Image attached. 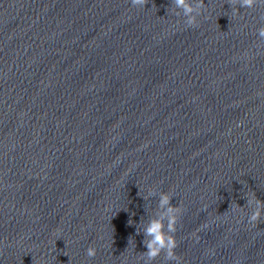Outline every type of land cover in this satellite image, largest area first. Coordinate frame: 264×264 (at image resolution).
<instances>
[{"label":"water","instance_id":"95a60500","mask_svg":"<svg viewBox=\"0 0 264 264\" xmlns=\"http://www.w3.org/2000/svg\"><path fill=\"white\" fill-rule=\"evenodd\" d=\"M200 5L0 0V264H176L164 195L181 264H264V0Z\"/></svg>","mask_w":264,"mask_h":264},{"label":"clouds","instance_id":"9594fccd","mask_svg":"<svg viewBox=\"0 0 264 264\" xmlns=\"http://www.w3.org/2000/svg\"><path fill=\"white\" fill-rule=\"evenodd\" d=\"M149 0H131V3L135 7H142L148 4ZM176 8L182 9L184 15L186 17H190L188 20V24L194 25L195 20L191 18V13L193 12V7L190 6V0H173ZM259 3V0H240V6L244 8H254ZM203 5V0H201V5ZM258 35L261 38H264V28H260L258 30ZM161 207L168 206V212L171 214L175 211V215H171L169 219V223L167 225V232H165V226L161 221H152L150 226L147 228L146 232L148 235L153 237V240L146 245L149 249L147 252V256L150 259H155L161 252L166 253V258L169 261H175L176 264H181V259L176 253V249L179 246V243L174 235L177 232V225L180 221V217L183 214L182 208L177 207L173 209L171 206V197L168 195H164L160 200ZM261 218V211L258 209L255 211L249 218V222L252 224H256L259 222ZM168 233H172L169 235ZM95 249H88L87 255L89 257L95 256Z\"/></svg>","mask_w":264,"mask_h":264}]
</instances>
